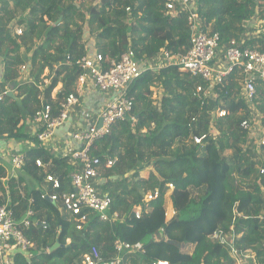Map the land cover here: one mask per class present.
<instances>
[{"label":"trees","instance_id":"1","mask_svg":"<svg viewBox=\"0 0 264 264\" xmlns=\"http://www.w3.org/2000/svg\"><path fill=\"white\" fill-rule=\"evenodd\" d=\"M83 1L0 0V93L6 87L10 91L0 102V138L32 144L17 177H9L8 167L0 162V205H13L19 219L32 198L31 219L48 223L47 228L36 225L26 231L31 250L17 255L16 264H77L92 245L99 251L97 264H235L227 249L211 240L217 231L233 235L238 253L251 250V264H264V134L258 144L239 126L251 112L261 115L264 126V81L256 82V95L246 102L233 76L214 85L208 95V83L175 66L143 71L129 89L137 121L115 123L90 149L102 162L100 187L113 198L109 212L118 213L112 222L97 220L93 212L84 228L76 230L41 189L27 185L24 174L42 182L45 172L34 162L41 158L47 172L65 186L69 157L49 153L22 124L43 104L52 105L53 115L58 113L61 101L76 90L80 69L75 60L99 53L106 66L126 49L146 60L163 50L183 53L189 48L187 14L178 8L175 15L167 14L165 0H93L100 5L90 12L81 9ZM196 2L201 25L219 32L221 43L234 39L242 47L264 49V31L245 35L253 10L263 17L264 0ZM83 31L88 32L86 42ZM89 38L96 40L94 48H86ZM20 66L27 69L28 80L16 83ZM222 107L226 109L218 113ZM191 134L201 144L191 142ZM112 159L114 164L106 166ZM23 182L24 194L19 189ZM168 189L176 213L166 220ZM136 207L139 217L132 213ZM56 237L58 247L48 252ZM115 240L145 252H122L117 259ZM168 240L183 243L184 249ZM191 245L189 254L185 249Z\"/></svg>","mask_w":264,"mask_h":264},{"label":"built area","instance_id":"2","mask_svg":"<svg viewBox=\"0 0 264 264\" xmlns=\"http://www.w3.org/2000/svg\"><path fill=\"white\" fill-rule=\"evenodd\" d=\"M196 5V0H165L164 3V9L169 15H175L177 8L187 14L190 37L189 48L185 52L172 53L163 50L150 59L138 60L132 49H126L110 59L106 66L103 64L101 54H85L75 60L80 69L76 90L68 93L61 101L58 113L53 115L52 105L43 104L31 117L40 126L36 138L41 142L47 141L53 130L68 118L69 111L79 104L78 94L83 90L86 81L89 80L96 90L108 94L93 121L85 128L71 133L72 141L80 147L72 149L69 153L60 151L58 154L60 157L68 156L71 165L66 175V187L59 176L47 172V163L41 158L34 160L35 164L45 171L42 180L46 185L44 196L60 207L65 219L72 222L76 230L84 228L90 220V213L93 212L99 221L112 222L118 217L116 211L109 212L113 198L100 187L102 162L100 157L91 155L90 149L92 144L110 132L115 123L137 121L133 109L135 100L129 94V89L143 71H157L165 66H175L208 83V95L212 93L214 85L223 84L233 76L239 86V93L246 102H251L255 97L256 82L264 81V49L256 46L242 47L236 44L234 39L228 45L221 43L219 32H210L209 25H201L195 11ZM126 10H129V7H126ZM15 32L19 34L20 31L15 28ZM21 68L25 69V66ZM7 93H10L7 88L0 93V102ZM51 96L53 99L57 98V94L51 93ZM250 125V118H244L239 122V126L247 131ZM190 139L194 144H201V139L196 134H191ZM114 162L115 159L108 160L105 165L110 167ZM9 163L15 175L12 177H17L26 163L25 153H11ZM260 173H264V169H260ZM132 213L139 217L140 207L132 209ZM33 214L34 211L27 208L24 216L17 219L13 206L0 205V264H15L13 255L18 252L25 254L31 250V240L26 231L32 226L47 228V221L33 220L31 219ZM166 214L165 211V216ZM113 248L117 259L122 252H145L142 248L132 247L120 240L114 241ZM99 261L98 248L92 245L89 252L84 255V260L78 264H94Z\"/></svg>","mask_w":264,"mask_h":264},{"label":"crops","instance_id":"3","mask_svg":"<svg viewBox=\"0 0 264 264\" xmlns=\"http://www.w3.org/2000/svg\"><path fill=\"white\" fill-rule=\"evenodd\" d=\"M86 35H88V32H86ZM83 40L86 42V40L84 38H83ZM88 47H93V48L95 47L94 40H92V42H89L86 45V48H88ZM44 71L45 72H43V75H46V69ZM25 73L26 72H24V74ZM21 74L22 73H20V75ZM20 75H19V78L21 77ZM19 80H17L16 83L20 82ZM40 88H42V86H40ZM16 93H17V90H14L13 94H16ZM78 95L80 97L79 98L80 104L76 105L75 107H73L69 111L68 118L60 126L56 127L53 130L51 136L48 138L47 141H42V142L40 141L41 145L49 153L55 155L56 157H60L58 155L60 151H64L66 153H69L72 149H76V148L80 147L78 144H76L72 141L71 136H70L71 133L75 130L85 128L89 122L93 121V119L96 117V115L98 114V112L100 111V109L102 108V106L104 105V103L108 97L107 93H103L99 90H96L89 80L85 82L83 90ZM39 127H40L39 124L34 122L31 118L26 119L25 121H23V124H22L23 131L29 135H34V134L36 135V133L39 130ZM5 139H9V138H5ZM0 140H3V138H0ZM9 140L12 141L10 143L9 153L6 152V154H4L5 151L0 150V162H2V163H3L4 159H6V157H7V161L9 162V155L11 153H14V152H20L22 149L14 141V139H9ZM22 142H23V144L29 146V148L32 147V144L28 140H22ZM2 147H4V145H2ZM4 148L6 149V147H4ZM8 169H9L8 170L9 171V177L15 176L11 170V165H10V167H8ZM42 171H44V170H42ZM20 172L22 173L23 170H20L19 173ZM35 185H34L35 187H38L39 189H41L44 192V190L46 188V185L44 184V182H39L38 184L36 183ZM63 185H64V183H63ZM66 185H67V180L65 181L64 187H66ZM19 189L21 190V193L24 194L23 189L22 188H19ZM32 201H33L32 198H28V207L27 208H31L34 211V209L31 206ZM10 206H13V205H10ZM55 206L58 207L60 210V207L58 205H55ZM26 209H25V211H26ZM25 211H24V213H25ZM24 213L22 214L23 216H24ZM61 214L65 218V215L62 212H61ZM34 215H35V211H34L33 216ZM23 216H21V217H23ZM35 220L38 221L39 219H35ZM189 247L193 248V245H191ZM247 251L251 252V250H247ZM87 253L88 252H86L85 254H87ZM17 255L26 256L29 254H28V252L25 254H21L18 252L17 254L13 255V259H14L15 264H16L15 259H16ZM84 255L81 256V258L78 260L77 264L80 261L84 260ZM94 264H97V263H94Z\"/></svg>","mask_w":264,"mask_h":264},{"label":"rangeland","instance_id":"4","mask_svg":"<svg viewBox=\"0 0 264 264\" xmlns=\"http://www.w3.org/2000/svg\"><path fill=\"white\" fill-rule=\"evenodd\" d=\"M79 5H80L81 9H84L86 12H90L91 10H97L99 8L100 1L94 2L93 0H85L82 3H79ZM88 9H89V11H88ZM253 12H254V14L250 18V20L245 23V27L247 29L245 31V35H247V36H252V35L255 36L256 34L264 31V15H263V17H260L258 15L257 9L253 10ZM197 17L199 19V16H197ZM16 27L17 26H15L14 28H16ZM91 29L93 30L92 31L93 35L91 34L90 36L93 38L94 33H95V24L91 25ZM19 31H20V29H19ZM82 36H83V38L85 40H87L88 37L86 38V36H87L86 35V31L82 32ZM93 40H94V42L96 41L95 39H93ZM89 42H92V40L90 38H89L88 43ZM19 72L22 73V74L20 75L21 76L19 78L20 80L19 79L18 80L20 82L27 81L28 80L27 73L24 74V72H27V69L26 68L22 69L21 66H20L19 67ZM47 74H48V70L46 69V75ZM45 80L47 82L44 81V83H48L49 80L47 78ZM60 88H61V83H59L52 90V94L56 95ZM224 109H226V107H222L218 111V113H222ZM240 113H242V111H239L237 113V116H239ZM260 118H261V115L259 113L251 112V116H250L251 125H250V127L248 129L249 138L256 140V142L258 144L260 143V141H259L260 137L264 134V126L262 127L261 122H260ZM224 127L226 128V126H224ZM14 141L22 148L21 151H20L21 153H26L28 151L29 146L23 144L22 139H18L17 141L16 140H14ZM11 142L12 141L9 140V139L0 140V144H1L0 145V150L5 151L4 154H6V152L9 153V151H10V143ZM184 143H190L189 139L184 141ZM261 143H264V140H262ZM2 145H4V147H6V149L4 147H2ZM228 153H230V152L228 151ZM260 155H261L262 159L264 160V152L263 151H260ZM3 163L5 165H7L8 167H10V164L7 161V157H6V159H4ZM24 176L26 177L27 185H31V184L35 185L37 183L36 180L34 181L31 178V176H27L25 174H24ZM26 182H23L20 185V188L23 189V187L26 185ZM171 192H172V189H168L166 194H165L164 208H165V210L167 212L166 220H169L176 213L175 210L173 209V206H172L173 205L172 204V199L170 197ZM210 238H211L212 241H216V242L221 243L227 249L229 255L231 256V258L233 259L235 264H251L252 263L251 262V252L246 250V251H243L242 253H238L235 250V248L233 246V235L225 234V233H222L220 231H217L215 234L211 235ZM193 248H194V245H193ZM193 248H191V247L186 248L185 251L187 250V253L190 254L193 251ZM36 254H38V253L33 251V255H36ZM127 264H129V263H127Z\"/></svg>","mask_w":264,"mask_h":264},{"label":"water","instance_id":"5","mask_svg":"<svg viewBox=\"0 0 264 264\" xmlns=\"http://www.w3.org/2000/svg\"><path fill=\"white\" fill-rule=\"evenodd\" d=\"M61 18H62V15H60V17L58 18L57 23L61 21ZM168 242L183 248V243L179 244L177 241H174V240H168ZM58 244H59L58 239L56 237V241H55L54 245L52 247H50L48 251L51 252L52 250L56 249L58 247Z\"/></svg>","mask_w":264,"mask_h":264},{"label":"clouds","instance_id":"6","mask_svg":"<svg viewBox=\"0 0 264 264\" xmlns=\"http://www.w3.org/2000/svg\"><path fill=\"white\" fill-rule=\"evenodd\" d=\"M190 139V138H189ZM191 140V139H190ZM192 142V141H191ZM197 145H199V144H197ZM166 211V210H165ZM166 217V216H165ZM183 247H184V245H183ZM182 248V247H181Z\"/></svg>","mask_w":264,"mask_h":264}]
</instances>
